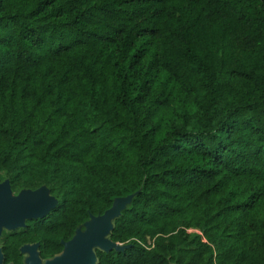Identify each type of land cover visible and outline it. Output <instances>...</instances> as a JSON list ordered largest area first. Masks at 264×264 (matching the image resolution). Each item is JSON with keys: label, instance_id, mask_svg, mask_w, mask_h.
Listing matches in <instances>:
<instances>
[{"label": "trees", "instance_id": "trees-1", "mask_svg": "<svg viewBox=\"0 0 264 264\" xmlns=\"http://www.w3.org/2000/svg\"><path fill=\"white\" fill-rule=\"evenodd\" d=\"M55 209L42 261L131 196L95 264H264V0H0V183Z\"/></svg>", "mask_w": 264, "mask_h": 264}, {"label": "water", "instance_id": "water-1", "mask_svg": "<svg viewBox=\"0 0 264 264\" xmlns=\"http://www.w3.org/2000/svg\"><path fill=\"white\" fill-rule=\"evenodd\" d=\"M12 195L9 182L6 180L0 183V235L3 230L23 228L26 221L45 217L58 203L45 187L35 191L21 190L17 195ZM130 200L131 196L116 199L102 215L90 217L83 229H77L71 240L62 243V253L51 260L40 259L38 244L22 246L20 253L27 256L25 264H95V249L105 253L112 250L123 251L127 246L111 242L108 235L112 229V221ZM0 264H3L1 250Z\"/></svg>", "mask_w": 264, "mask_h": 264}, {"label": "rangeland", "instance_id": "rangeland-1", "mask_svg": "<svg viewBox=\"0 0 264 264\" xmlns=\"http://www.w3.org/2000/svg\"><path fill=\"white\" fill-rule=\"evenodd\" d=\"M14 195H16V194H13L12 196H14ZM24 258L26 259V258H27V256H26V255H24Z\"/></svg>", "mask_w": 264, "mask_h": 264}]
</instances>
